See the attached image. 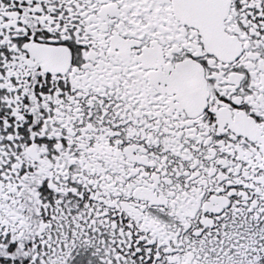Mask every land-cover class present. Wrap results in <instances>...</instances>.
<instances>
[{
  "label": "snow or ice",
  "instance_id": "snow-or-ice-1",
  "mask_svg": "<svg viewBox=\"0 0 264 264\" xmlns=\"http://www.w3.org/2000/svg\"><path fill=\"white\" fill-rule=\"evenodd\" d=\"M0 264H264V0H0Z\"/></svg>",
  "mask_w": 264,
  "mask_h": 264
}]
</instances>
